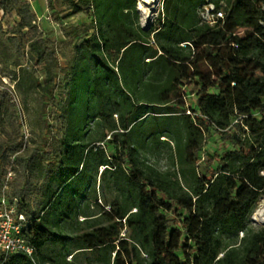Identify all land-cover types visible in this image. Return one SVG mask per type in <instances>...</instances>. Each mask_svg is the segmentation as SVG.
Listing matches in <instances>:
<instances>
[{"label": "trees", "instance_id": "obj_1", "mask_svg": "<svg viewBox=\"0 0 264 264\" xmlns=\"http://www.w3.org/2000/svg\"><path fill=\"white\" fill-rule=\"evenodd\" d=\"M70 4L74 13L83 7L97 10V32L81 47L94 63L90 89L104 105L99 115L120 112L122 131L108 140L106 133L95 140L80 138L77 128L83 129L88 118L81 126L68 121L70 100L64 123L74 122L76 129L47 152L46 176L36 175L42 169L38 156L16 157L14 179L35 177L41 200L34 213L24 195H10L13 180L5 181L9 170H1L0 195L7 185L8 197L19 198L35 261L74 264L68 257L80 250L89 253V264H264V225H249L264 198V0H163L157 19L145 28L137 0ZM210 4L224 14L214 25L201 15ZM14 16L5 50L0 38V63L5 51H14L13 63L22 68L18 59L28 45L27 54L47 70L43 87L53 94L58 63L54 50L44 46L38 16L26 0H0V34L3 19ZM187 84L197 87V99L193 114L183 107L185 116L200 130L213 127L231 144L222 156L213 155L219 165L209 174L193 170L190 186L175 170L161 171L142 158L125 123L142 105L177 109L185 104ZM146 94L153 100H141ZM137 119L134 125L143 116ZM3 146L0 142V152ZM21 146L16 140L7 143L14 152ZM199 150L187 158L193 166ZM170 158L174 163L173 153ZM98 176L100 186L114 189L116 197L112 208L95 201L100 206L95 212L90 194L97 190ZM125 229L129 235H122ZM49 242L61 244L53 257L43 252ZM35 261L25 253L0 257V264Z\"/></svg>", "mask_w": 264, "mask_h": 264}, {"label": "rangeland", "instance_id": "obj_2", "mask_svg": "<svg viewBox=\"0 0 264 264\" xmlns=\"http://www.w3.org/2000/svg\"><path fill=\"white\" fill-rule=\"evenodd\" d=\"M73 1L78 2V0ZM137 4L141 26L149 27L157 19L163 0H137ZM29 5L38 16L37 25L44 46L55 52L58 66L53 68V75L56 85L53 94L43 87L46 85L47 70L27 54L28 45L25 46L23 56L18 59L23 65L22 68L13 63L16 57L14 51L3 53L4 60L0 63V93L3 94V97L0 96L3 102L0 111V142L4 146L0 152V175L2 169L9 170L5 181L9 178L13 180L10 195H24L26 203L28 202L26 208L29 207L34 213L37 210V202L41 200L32 184L35 177L29 174L22 180L14 179L15 172H19L16 157L38 156L42 169L35 172L36 175L38 173L44 178L46 171L43 167L48 162L47 152L54 151L55 146L60 142L59 139L72 132L73 127L75 128L74 122L81 126L88 118L83 129L77 128L79 137L88 140L101 138L104 133L107 134L106 140H108L122 131V124L120 112L114 113L108 109L104 117L99 115L104 105L93 98L90 89L93 79L90 66H94V63L89 60L88 53L81 44L91 34L97 32L96 8L88 12L87 8L83 7V11L74 13L70 0H32ZM15 19V16L3 19L4 32L0 34V38L4 50L9 36L7 30L13 26ZM185 90L188 96L187 104L194 105L197 99V87L194 84H187ZM131 95L133 99L136 97L134 93ZM139 97L143 101L153 100L151 94L139 95ZM70 100L72 109L70 108L68 121L71 119L74 122L68 125L64 123L67 112L64 109ZM86 102L91 107L89 112ZM185 106L186 103L179 104L177 109H169L168 106L161 104L142 105L138 107L133 117L125 120V123L131 128V143L138 147L142 158L161 171L175 170L182 184L190 186L193 170L201 175L209 174V168H216L219 165L216 159H213V155L222 156L231 144L225 142L220 132L213 127L203 130L196 128L185 116L183 111ZM141 116L143 119L140 123L134 125L136 119ZM11 121L16 125L13 126ZM14 140L22 144L16 152L11 147H7V143ZM199 148L198 160L193 166L187 158ZM171 153L174 154V163L170 158ZM102 170L103 167L100 168L99 174ZM9 173L12 175L8 178ZM96 189L95 193L90 194L94 211L99 212L100 206L112 208L110 202L116 197L114 189L100 186L99 176ZM20 191L23 192L22 195ZM249 225L254 228L264 225V198L260 199L252 212ZM122 235H129V230L125 229ZM60 249L59 242H49L43 252L53 257ZM88 256V252L76 250L68 259L74 264H89Z\"/></svg>", "mask_w": 264, "mask_h": 264}, {"label": "built area", "instance_id": "obj_3", "mask_svg": "<svg viewBox=\"0 0 264 264\" xmlns=\"http://www.w3.org/2000/svg\"><path fill=\"white\" fill-rule=\"evenodd\" d=\"M32 2V0H26ZM204 22L214 25L218 19L223 18V11L215 12L214 5L205 6L201 12ZM187 97L184 96L186 112L193 114L192 104H187ZM9 173V177H11ZM8 186L5 185L0 195V257H7L12 254L25 253L35 261V248L24 235V228L27 223V215L21 209L18 197L9 198L7 195ZM36 262V261H35ZM36 264H38L36 262ZM50 264V263H46Z\"/></svg>", "mask_w": 264, "mask_h": 264}, {"label": "bare ground", "instance_id": "obj_4", "mask_svg": "<svg viewBox=\"0 0 264 264\" xmlns=\"http://www.w3.org/2000/svg\"><path fill=\"white\" fill-rule=\"evenodd\" d=\"M143 1H149V0H143Z\"/></svg>", "mask_w": 264, "mask_h": 264}, {"label": "crops", "instance_id": "obj_5", "mask_svg": "<svg viewBox=\"0 0 264 264\" xmlns=\"http://www.w3.org/2000/svg\"><path fill=\"white\" fill-rule=\"evenodd\" d=\"M142 27H144V26H142ZM145 28V27H144Z\"/></svg>", "mask_w": 264, "mask_h": 264}]
</instances>
